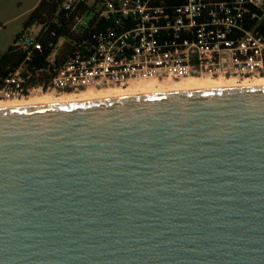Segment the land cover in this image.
Returning <instances> with one entry per match:
<instances>
[{
    "label": "water",
    "instance_id": "1",
    "mask_svg": "<svg viewBox=\"0 0 264 264\" xmlns=\"http://www.w3.org/2000/svg\"><path fill=\"white\" fill-rule=\"evenodd\" d=\"M0 264H264V87L0 109Z\"/></svg>",
    "mask_w": 264,
    "mask_h": 264
},
{
    "label": "built area",
    "instance_id": "2",
    "mask_svg": "<svg viewBox=\"0 0 264 264\" xmlns=\"http://www.w3.org/2000/svg\"><path fill=\"white\" fill-rule=\"evenodd\" d=\"M86 2L107 23L97 44L71 58L45 86H30L18 70L0 89V99L17 100L34 91L75 94L106 85L173 82L191 78L264 77V35L250 28L251 10L264 17V0H67ZM28 35L20 45H30ZM35 48H39L36 45Z\"/></svg>",
    "mask_w": 264,
    "mask_h": 264
},
{
    "label": "trees",
    "instance_id": "3",
    "mask_svg": "<svg viewBox=\"0 0 264 264\" xmlns=\"http://www.w3.org/2000/svg\"><path fill=\"white\" fill-rule=\"evenodd\" d=\"M67 0H41L30 12L7 52L0 55V89L14 73L20 70L30 86H47L58 71L71 58L83 55L87 48L97 44L100 32L107 23L93 16L83 31L74 29L79 18L93 11L86 2L64 7ZM250 28L256 27L264 35V17L253 18L258 12L251 10ZM38 28L30 45H20L24 37ZM39 45V48H35ZM59 48V53L55 51Z\"/></svg>",
    "mask_w": 264,
    "mask_h": 264
},
{
    "label": "rangeland",
    "instance_id": "4",
    "mask_svg": "<svg viewBox=\"0 0 264 264\" xmlns=\"http://www.w3.org/2000/svg\"><path fill=\"white\" fill-rule=\"evenodd\" d=\"M40 0H0V55L7 52L9 47L13 44L17 34L23 30V24L27 19L30 12L38 5ZM38 33V28L31 31L34 37ZM59 53V48L55 51L54 55ZM264 80V77L250 76L245 78H191L182 81L173 82H142L132 83L130 85H106L103 87H93L88 90L77 92L75 94L53 92V91H34L29 97L17 100H3L0 99V107L10 106L16 103L25 102H52L58 103L65 99H97L105 98L108 96L117 95L119 93L135 94L138 92L147 91H171L179 87L205 85L217 86L226 85L233 87H242L247 83H255ZM98 100V99H97ZM47 103V104H48Z\"/></svg>",
    "mask_w": 264,
    "mask_h": 264
},
{
    "label": "bare ground",
    "instance_id": "5",
    "mask_svg": "<svg viewBox=\"0 0 264 264\" xmlns=\"http://www.w3.org/2000/svg\"><path fill=\"white\" fill-rule=\"evenodd\" d=\"M240 87V86H238ZM242 87H264V80L262 81H259V82H255V83H247L245 85H243ZM219 88H235L233 86H226V85H217V86H205V85H193V86H186V87H179V88H176L174 90H201V89H219ZM174 90H171V91H174ZM132 94H125V93H119L117 95H113V96H108V97H105V98H100V99H106V98H114V97H130ZM99 100V98H97ZM95 99V100H97ZM91 100H94V99H87V98H84V99H71V98H68V99H65L61 102H58V103H73V102H82V101H91ZM48 102H40V103H34V102H25V103H16V104H13V105H10V106H2L0 107V109H5V108H13V107H25V106H35V105H45L47 104ZM48 104H56V103H52V102H49Z\"/></svg>",
    "mask_w": 264,
    "mask_h": 264
},
{
    "label": "crops",
    "instance_id": "6",
    "mask_svg": "<svg viewBox=\"0 0 264 264\" xmlns=\"http://www.w3.org/2000/svg\"><path fill=\"white\" fill-rule=\"evenodd\" d=\"M41 1V0H40ZM39 4V3H38Z\"/></svg>",
    "mask_w": 264,
    "mask_h": 264
}]
</instances>
